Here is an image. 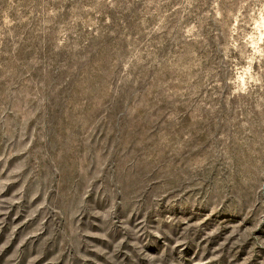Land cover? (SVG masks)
Here are the masks:
<instances>
[{"label": "rangeland", "instance_id": "1", "mask_svg": "<svg viewBox=\"0 0 264 264\" xmlns=\"http://www.w3.org/2000/svg\"><path fill=\"white\" fill-rule=\"evenodd\" d=\"M0 264H264V0H0Z\"/></svg>", "mask_w": 264, "mask_h": 264}]
</instances>
